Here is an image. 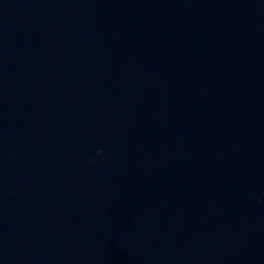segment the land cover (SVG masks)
<instances>
[{"label": "clouds", "instance_id": "clouds-1", "mask_svg": "<svg viewBox=\"0 0 264 264\" xmlns=\"http://www.w3.org/2000/svg\"><path fill=\"white\" fill-rule=\"evenodd\" d=\"M96 155H97L98 157H100V158H104L103 150H102V149H99V150L97 151ZM93 162H95V161L93 160Z\"/></svg>", "mask_w": 264, "mask_h": 264}]
</instances>
